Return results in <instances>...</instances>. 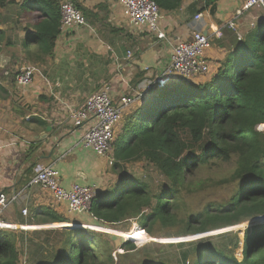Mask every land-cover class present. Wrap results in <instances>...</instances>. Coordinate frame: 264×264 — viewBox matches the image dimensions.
I'll return each mask as SVG.
<instances>
[{
	"label": "trees",
	"instance_id": "obj_1",
	"mask_svg": "<svg viewBox=\"0 0 264 264\" xmlns=\"http://www.w3.org/2000/svg\"><path fill=\"white\" fill-rule=\"evenodd\" d=\"M60 1L0 0V8L15 5L21 13L35 14V22L29 25L31 28L25 27L21 41L27 58L34 54L43 59L53 54L59 34ZM70 1L81 10L75 0ZM153 1L161 11L175 10L182 2ZM214 2L205 0L198 11H213ZM3 42L5 32L0 29V51ZM2 71L0 78H4ZM15 76L9 83L15 82ZM205 78L200 82L173 80L126 110L110 148V170L116 174L115 179L92 199L90 216L99 227L92 226L94 231L63 224L71 227L43 230L34 247V264H112L116 245L103 232L119 235L115 232L118 230L108 228L130 219L145 232L133 224L130 231L123 232L124 237L143 244L147 234L154 236L161 230L186 237L264 216V132L257 129L264 123V22L246 41L234 44L215 74ZM0 91L6 93L7 89L0 85ZM33 119L41 127L46 125L38 117ZM140 160L152 165L167 181L155 186L120 174L123 164ZM230 161L234 163L230 173L214 181L206 178L207 188H213L215 194L200 207L191 208L187 196L207 190L205 180L192 182L194 172L214 162ZM34 214L38 216L36 224L66 222L47 208ZM239 234L240 230L221 233L228 240L220 245L205 237L189 241L179 238L183 241L178 245L187 246L188 251L182 261L264 264V223L244 228L241 240ZM129 240L119 247L137 250ZM18 241L16 230L0 229V264L22 263L24 255ZM240 242L238 258L235 250ZM189 253L190 262L186 260ZM143 264L170 263L148 256Z\"/></svg>",
	"mask_w": 264,
	"mask_h": 264
},
{
	"label": "crops",
	"instance_id": "obj_2",
	"mask_svg": "<svg viewBox=\"0 0 264 264\" xmlns=\"http://www.w3.org/2000/svg\"><path fill=\"white\" fill-rule=\"evenodd\" d=\"M75 1L81 7L85 24L58 34L53 54L43 59L34 54L27 58L28 53L21 46L20 58L34 69L32 82L20 89L22 92H0V194L8 198L16 196V201L7 207L10 210L6 219L1 216L4 212L0 215V220L5 222L0 229L16 230L22 247L28 237V242L35 241L36 247L43 230L96 221L88 214L70 213L66 202L57 201L40 185H28L34 164L54 165L63 188L73 183L92 185L97 193L115 179L110 170V152L100 156L81 144L88 123L73 125L68 118L71 108L78 107L103 85H109L113 101L131 94L138 85L161 72L169 62L172 47L190 40L195 30L210 37V47L205 51L209 62L206 75L212 76L229 49L246 41L264 22L261 8L243 10L239 0H215L213 11L208 8L201 11L202 18H197V13L205 0H182L177 9L160 12L159 26L165 38H158L146 28L132 26L116 0ZM230 20L234 22L233 28L226 26ZM128 51L131 57L127 56ZM9 60L8 56L0 55V69ZM206 75L193 81L205 80ZM0 85L7 89L8 84ZM35 117L46 125L41 127L33 121ZM47 126H50L48 132ZM262 126L257 129L262 131ZM43 133L47 134L46 138L37 144L34 136ZM23 208L26 215L21 212ZM46 208L66 222L36 224L35 210ZM21 264L28 263L24 259Z\"/></svg>",
	"mask_w": 264,
	"mask_h": 264
},
{
	"label": "built area",
	"instance_id": "obj_3",
	"mask_svg": "<svg viewBox=\"0 0 264 264\" xmlns=\"http://www.w3.org/2000/svg\"><path fill=\"white\" fill-rule=\"evenodd\" d=\"M121 6L123 15L132 26L146 28L155 33L158 38H165L164 31L159 26L160 8L153 0H116ZM198 1V0H194ZM243 10L259 7L264 12V0H239ZM203 12L197 13L202 18ZM85 24L81 11L70 0H61L59 5V34L63 35L73 27ZM226 26L233 28L234 22L230 20ZM217 32L215 33V35ZM210 47V37L199 30L193 31L191 39L175 44L169 55V62L161 72L154 74L147 83L140 84L128 95H122L117 101L110 96L109 85L91 93L78 107L71 108L68 118L75 126L88 123L81 138V144L92 149L100 156L110 152L114 138V128L120 122L123 113L130 107L137 105L145 93L153 87H163L175 76L185 80H193L209 72V62L205 51ZM131 57V52H127ZM34 69L24 65L16 72L15 87L23 89L33 79ZM112 161L110 160V163ZM32 176L28 185H40L49 190L57 201H64L68 210L73 214H88L92 199L96 193L94 186L73 183L69 188H63L59 183V172L52 164H34ZM16 201V196L6 197L0 194V215ZM27 214L26 208L21 210ZM5 222L0 220V228ZM91 228V224L82 225Z\"/></svg>",
	"mask_w": 264,
	"mask_h": 264
},
{
	"label": "rangeland",
	"instance_id": "obj_4",
	"mask_svg": "<svg viewBox=\"0 0 264 264\" xmlns=\"http://www.w3.org/2000/svg\"><path fill=\"white\" fill-rule=\"evenodd\" d=\"M35 20L36 18L34 13H27V12L21 13L20 10L15 5H11L6 8H0V29H2L5 32V42L1 44L2 50L0 52H2V54L0 55L4 57L8 56L10 58V60L6 63L2 71V75L7 80V82L4 83V81L0 79V84L1 83L4 85L8 84L7 92H22V90L17 89L15 87L14 82L9 83V81L11 80L12 76L17 71L20 70L22 66L28 63V62H24L23 59L20 58L21 55L20 49L22 46L21 41L25 34V30H26L25 27L27 26L29 28V25H32L35 22ZM14 47H17L18 49ZM31 59L33 60L35 58H31ZM20 110L19 112H21ZM13 111L15 112V109ZM119 123L115 126L114 131H116L119 128ZM122 166H123L122 167L123 170L120 172V174L122 173L129 176H133L135 178H140L142 180H145L150 185L158 186V185H162L167 181V179L160 172H158L152 165L148 164L144 160L125 163ZM233 166H234L233 161L225 162V163L214 162L208 166H204L196 170L192 176L193 178L192 182L198 179L205 180V189L207 190L200 191L198 193H193L192 195L187 196V202L189 203L190 207L194 209L200 207L206 200H209L215 194L213 193L214 192L213 188L211 187L207 188L208 185L207 179H210L212 181L218 180L224 177L226 174L230 173L231 170L233 169ZM112 174L115 178L116 174L114 173ZM9 210L10 208H7L3 211L4 214L1 215L3 219H6L5 215ZM80 215L81 214H78L77 216ZM92 222L93 223H87V224H91L92 226H98L96 221L93 220ZM261 223H264V220L255 219L250 222L236 225L232 228L213 230L207 233L186 236V237L172 235L171 233H173V231L171 230H161V231H157V233L154 236H149L147 234L148 240L143 244L141 243L137 244L135 243L134 240L131 241L124 237L125 233L123 232L130 231L133 224L137 225L135 219L126 220L118 225H114V227L112 228L104 227L108 229L118 230L119 232L118 231L115 232L121 233L119 235H116L114 233H107L103 231L100 232L105 233L108 236V238L111 239L113 243L116 245L114 250L115 252L113 253L114 259L112 264H143V262L146 260L148 256L156 257L158 259L168 260L170 264H185V262L182 261V256L183 253L187 251V246L178 245V242L183 241L180 240L179 238H187L185 241H189V240H195L205 237L208 238V241H210V243L220 245L226 243L228 240L227 236H223L221 235V233L226 231L240 230L239 237L241 240L244 228ZM138 227L141 230H143L140 226ZM80 228L88 229L84 227H80ZM90 230L96 231V229H90ZM27 239L26 241H24L25 247L24 246L22 247V251L24 255L23 258L27 261L28 264H34L35 261L33 258L36 251V249L34 248L35 243L32 240L28 242L29 240ZM125 240L131 241V243L134 244L137 250H122L119 247V245ZM240 248H241V242L239 243V246L235 250V255L238 258L241 257ZM191 257L192 255L189 253L188 259L186 260L190 262Z\"/></svg>",
	"mask_w": 264,
	"mask_h": 264
},
{
	"label": "water",
	"instance_id": "obj_5",
	"mask_svg": "<svg viewBox=\"0 0 264 264\" xmlns=\"http://www.w3.org/2000/svg\"><path fill=\"white\" fill-rule=\"evenodd\" d=\"M2 65V61H0V66ZM176 79H182V78H180V77H177V76H175V77H173V78H171L170 80H169V82H167L166 83V85L167 84H169L171 81H173V80H176ZM183 80H185V79H183ZM186 81H188V80H186ZM165 85V86H166ZM164 87V86H163ZM163 87H153V88H151V89H149L146 93H145V95L142 97V99H141V101L142 100H144V98L152 91V90H155V89H160V88H163ZM45 130H46V132H48L49 130H50V126H47L46 128H45ZM46 136H47V134L46 133H43V134H40V135H37V136H34V140H42V139H45L46 138ZM263 218V219H262ZM258 220L259 219H262V220H264V216L263 217H260V218H257ZM255 220V219H254ZM252 221V220H251ZM250 222V221H249ZM144 231V230H143ZM132 241V240H131Z\"/></svg>",
	"mask_w": 264,
	"mask_h": 264
},
{
	"label": "bare ground",
	"instance_id": "obj_6",
	"mask_svg": "<svg viewBox=\"0 0 264 264\" xmlns=\"http://www.w3.org/2000/svg\"><path fill=\"white\" fill-rule=\"evenodd\" d=\"M263 124H264V123H263ZM260 125H262V124H260ZM258 126H259V125H258ZM258 126H257V127H258ZM260 128H262V131L264 130V126H262V127H260Z\"/></svg>",
	"mask_w": 264,
	"mask_h": 264
}]
</instances>
